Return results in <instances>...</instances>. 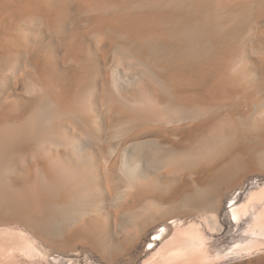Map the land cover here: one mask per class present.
<instances>
[{
	"label": "bare ground",
	"instance_id": "obj_1",
	"mask_svg": "<svg viewBox=\"0 0 264 264\" xmlns=\"http://www.w3.org/2000/svg\"><path fill=\"white\" fill-rule=\"evenodd\" d=\"M263 168L264 0H0L7 252L111 260L164 224L148 262L205 261L180 214L216 220L224 188ZM251 205L234 199L233 221Z\"/></svg>",
	"mask_w": 264,
	"mask_h": 264
},
{
	"label": "rangeland",
	"instance_id": "obj_2",
	"mask_svg": "<svg viewBox=\"0 0 264 264\" xmlns=\"http://www.w3.org/2000/svg\"><path fill=\"white\" fill-rule=\"evenodd\" d=\"M121 75V79L130 81L133 77L129 74L122 73ZM223 191L225 196L216 220L211 218L205 222L191 213H182L179 216L180 220L186 219L182 223L184 225L179 224L181 227L195 222L203 230L206 237L207 254L209 253L208 258L205 261L195 259L193 262L178 260L173 264H264V235H255L248 230L252 225L251 222H254V214H261L264 217V168L261 171L247 174L239 185L227 190L224 188ZM255 195L258 198L254 197ZM234 199L237 200V206H243L246 203L253 205H251L250 212L238 223L234 222L232 217L231 204ZM180 226L177 225L174 229L179 230ZM163 227L164 224H161L150 229L143 240L125 248L111 260H104L100 253L82 245L79 252L67 256L65 249L56 248L50 243L37 242L40 253L36 255H26L19 251L11 253L0 246V264H152L148 262L149 258L161 246L162 242L157 241L156 248L153 250L150 248L153 243H156L153 238L156 236L157 230ZM252 240L256 242L257 248L245 249L246 251L243 250L239 253L229 252L238 243L240 244L237 245L238 249L247 247L249 243L253 242ZM3 243L9 244L7 240H4ZM227 251L228 255H226Z\"/></svg>",
	"mask_w": 264,
	"mask_h": 264
}]
</instances>
